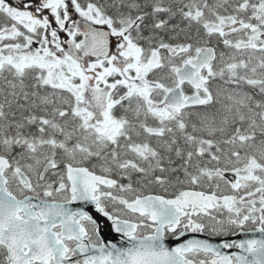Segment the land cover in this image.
<instances>
[{
  "label": "snow or ice",
  "instance_id": "1",
  "mask_svg": "<svg viewBox=\"0 0 264 264\" xmlns=\"http://www.w3.org/2000/svg\"><path fill=\"white\" fill-rule=\"evenodd\" d=\"M0 264H264V0H0Z\"/></svg>",
  "mask_w": 264,
  "mask_h": 264
}]
</instances>
